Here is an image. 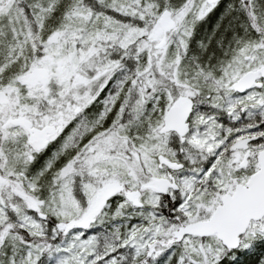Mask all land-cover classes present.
<instances>
[{"label":"snow or ice","instance_id":"6c2138e0","mask_svg":"<svg viewBox=\"0 0 264 264\" xmlns=\"http://www.w3.org/2000/svg\"><path fill=\"white\" fill-rule=\"evenodd\" d=\"M0 264H264V0H0Z\"/></svg>","mask_w":264,"mask_h":264}]
</instances>
